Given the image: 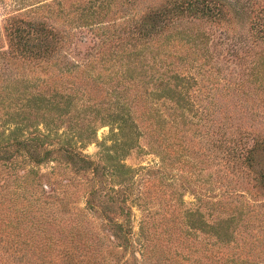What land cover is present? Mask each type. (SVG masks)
<instances>
[{
    "label": "trees",
    "instance_id": "1",
    "mask_svg": "<svg viewBox=\"0 0 264 264\" xmlns=\"http://www.w3.org/2000/svg\"><path fill=\"white\" fill-rule=\"evenodd\" d=\"M243 21L227 52L246 73L222 74V87L252 83L264 98V0H52L8 13L0 264H264V134L201 83L208 30ZM102 126L93 158L82 148ZM141 137L158 160L133 168L123 159Z\"/></svg>",
    "mask_w": 264,
    "mask_h": 264
},
{
    "label": "rangeland",
    "instance_id": "2",
    "mask_svg": "<svg viewBox=\"0 0 264 264\" xmlns=\"http://www.w3.org/2000/svg\"><path fill=\"white\" fill-rule=\"evenodd\" d=\"M16 1L18 0H0V51H6L7 49L3 25L8 13H12L15 9H20L30 3L40 1L52 2V0H21L23 1L22 4L17 5ZM51 5L53 4L51 3ZM40 18H45V16H40ZM198 28L206 29V27L203 26H198ZM221 29V27H217L216 30L215 28H213L212 31L208 30L209 36L206 40V48L210 55H208V62L205 65L208 71L204 72V75H207L208 79L203 78L201 83L203 82L204 86L207 87L206 90L209 92L211 98L215 99V106L219 105L218 107H225L231 115L239 117L243 127L247 129L259 130L262 134H264V98L258 96L259 94H262L260 91H256L255 88H252L256 85L249 83L239 87V89L237 88L236 90H226L222 87V84L224 83L221 82V75L229 72L230 70L236 72L239 71L243 74L246 73V69L244 67H238L236 64H233L236 62L235 58H233L232 61L229 60L231 56H229L227 52V48L229 47L228 44L229 42L231 43L230 38H234L233 34L235 32L240 31L245 33L246 23L243 21L241 24H237L235 29L236 31L233 33L229 32L226 34L221 32ZM217 39L221 40V43L214 45V42ZM254 49L258 51V48L255 47ZM237 52L239 54L242 53L240 50ZM217 112L220 111H215L214 114H217ZM235 121L237 120L235 119ZM107 133V126L99 127L95 132V142H91L84 146L82 148V152L94 158L98 151L97 142H99ZM140 144L143 145L142 149L132 150L125 156L123 162L133 168H137L141 165L153 166L157 162L158 157L155 153H150V151H148V148L146 147V139L144 137H141ZM258 160L261 164H264V155L259 156ZM40 168L43 170L44 165ZM256 197L262 198L259 193H257ZM182 199L186 205L193 201V197L188 193H185L182 196ZM132 211L136 216H138L137 209L132 207ZM134 225L135 222L133 223V226ZM133 230H136L135 226Z\"/></svg>",
    "mask_w": 264,
    "mask_h": 264
}]
</instances>
